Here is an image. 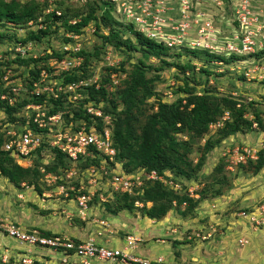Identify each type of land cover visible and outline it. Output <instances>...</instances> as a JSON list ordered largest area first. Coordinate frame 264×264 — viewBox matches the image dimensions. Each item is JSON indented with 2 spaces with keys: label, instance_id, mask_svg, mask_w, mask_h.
<instances>
[{
  "label": "trees",
  "instance_id": "obj_1",
  "mask_svg": "<svg viewBox=\"0 0 264 264\" xmlns=\"http://www.w3.org/2000/svg\"><path fill=\"white\" fill-rule=\"evenodd\" d=\"M76 2H56L55 7L61 11V14L57 15L54 11L44 12L47 7L45 1L0 0V26L11 23L17 27L26 28L25 36L18 43L15 42L16 46L20 44L25 47L33 42L41 41L44 36L58 28H63L65 32L72 34H81L82 27L89 25L92 21L95 35L100 39L93 54L102 55L110 46L127 54L130 51H138L139 58L131 64L130 68L124 67L125 62H121L119 67L105 66L98 85L88 83L82 91L81 100L78 104H74L68 99V92H58L57 97H46L45 94L31 92L33 81L37 80L43 66L46 67L47 59L55 58L57 62L66 56L61 48L62 44L59 45L57 51L52 49L49 54L46 53L37 58L32 57L29 53L30 49L17 51L14 59L16 62L25 66L30 63L33 65L27 72L26 87L22 84L17 94L8 87L0 86V94L6 95L5 98H0V112L5 113L6 120L12 125L20 121L19 127L28 126L35 133L42 130V138L40 144L29 155L31 165L22 166L16 162L11 151L2 148L6 137L0 131V179L1 176L6 178L16 188H21V184L26 183V185L33 186L38 194L63 182L67 190L69 186H74L75 190H70L69 196L75 197L78 192L86 191H78L81 183L79 176L75 178L72 176V181L67 183L65 173L71 168H75L78 175L91 166L98 167L104 164L111 169L119 164L120 170L124 172H136L141 169L145 172L154 170L166 180L170 179L167 175L169 172L174 180L178 178L185 184L186 181L198 179L199 171L206 174L202 169L206 163L207 153L219 145L222 140L235 133L264 129L262 111L253 105L249 107V104L254 101H243L232 93L221 95L216 87L207 86L204 92H196L200 82L196 73L204 76L206 84L207 78L211 75L204 65L206 62L223 65L229 70L231 64L234 65V62L239 61L251 65L255 59L261 58L258 63L263 64L264 48L247 54L234 53L229 50L214 51L188 44H178L176 46L179 48L175 49L167 45L164 39L157 40L145 35L132 20L118 19L119 14L116 10L115 14L111 8V5L115 6L111 0H85L81 5H78V1ZM104 2L109 5L103 6ZM224 17L228 19L226 15ZM72 19H76V22L71 23ZM230 20V25L239 26L236 19ZM40 24L43 26L40 27ZM103 28H106L107 32L103 31ZM2 36L0 34V40ZM65 41L69 42L70 39L66 37ZM83 48L81 47L76 54L82 57V66L85 67L91 54ZM184 52L201 65L196 67L195 63H191V58L185 62H181L180 58L176 60L166 58L171 54L178 58L180 53ZM150 57L157 58L159 63L157 65L147 63ZM9 64L8 60L0 61V78L7 69L4 67L1 69V67ZM172 67L175 73L180 75L181 82H178L181 85L177 87V96L168 102L163 99L165 96L157 92L155 85L161 79V71ZM83 69L79 68L77 72L71 71L70 73L64 71L59 74L62 76L63 83L77 81L89 76L88 71ZM245 69L246 66L241 72V78L247 80ZM148 72H152L151 75H147ZM112 73L116 74V83L112 81ZM121 74L123 77H120ZM214 74L218 76L217 73ZM250 80L264 84V79L251 78ZM110 86L113 88L110 89ZM29 103L43 104L47 115L60 113L62 129L72 131L85 126L86 129L93 127L102 132L103 129L108 128L110 142L115 150L113 161L107 163L106 155L90 145L87 148V151H90L89 154L79 156L75 162H72L63 151L49 145V136H43V133L51 132L49 128L54 130L55 126L38 127L32 120V111L25 108ZM86 103L99 108L102 112L101 116L88 113L85 109ZM225 112L228 118L221 120ZM103 115L108 116V121ZM216 122H221V125L213 127ZM211 128L215 129L214 134L209 133ZM204 136L206 138L203 143L199 144L198 142ZM196 145L197 150L195 151L198 152V157L194 162L190 154ZM256 155L255 159L247 158L246 162L234 164V169L240 168L244 173L257 174L264 169V148L259 147ZM226 163L228 161L222 157L208 174H202L204 181L202 180L203 185L198 190V198L190 197L186 187L174 189L158 180H147L141 188H135L134 193L116 192L108 200L109 202L104 204L112 214L122 210L137 209L142 215L157 220L166 216L170 210H175L182 217L193 216L201 201L220 197L231 189L233 178L229 177L225 169ZM44 172L55 175L56 181L47 185L43 181ZM96 196L90 202L91 204L97 203ZM112 200L113 203H110ZM136 200L140 202V205H134ZM148 202L149 205H147ZM74 217H77L78 221L83 224L86 223V220L81 221L82 219L80 220L77 215ZM9 220L16 225L20 224L13 219ZM27 228H36L45 236L63 235L39 227ZM72 239L75 242L79 241ZM43 263L38 259L34 261V264Z\"/></svg>",
  "mask_w": 264,
  "mask_h": 264
},
{
  "label": "rangeland",
  "instance_id": "obj_2",
  "mask_svg": "<svg viewBox=\"0 0 264 264\" xmlns=\"http://www.w3.org/2000/svg\"><path fill=\"white\" fill-rule=\"evenodd\" d=\"M25 1L27 0H24L22 2ZM153 1H154L153 2L154 6H151L150 2H147V4L145 5L142 4V7L140 5L142 9V17L144 21L149 23V25L153 26L154 23L156 27L161 28V31L164 30L163 31V35L165 36L164 40L168 42L166 43L167 45L173 46L172 48L178 49L179 46L176 45L180 43L190 45V43H194V41L192 40H196V41L206 40L210 42L214 48L220 50L224 46L225 49L226 46L230 47L231 43L235 45L236 44L235 42L238 39H240V35H241L240 29H238L237 26L233 27L232 25H230L231 23L230 19L233 18V14L238 15V17L240 16V13L236 12L237 11L236 8H237V4L241 3L240 2L241 0H204L202 2V5H196V6L193 5V7H195L193 9H191L189 4L186 5L184 3L187 0H153ZM188 2L190 3V0H188ZM82 3L83 2H79L78 5H81ZM106 3L107 2H104L102 5L108 6L109 4ZM250 5L253 6L255 10L257 6H259L262 9V11L258 14L259 16L258 24L261 25V29H260L262 31L261 35H264V22H263L264 1L256 2L257 6H254L253 2H251ZM111 8L115 14L116 12L119 14V16L117 15L118 19L127 20V18L120 13V9L118 7L116 9L115 6L111 5ZM197 13L204 14L201 18H199V19H203V21H205L204 17L207 16L209 25L213 27L211 31L203 30L202 33L204 34L199 35L198 29L201 28L200 27L201 25H199L201 24V21H199V23L198 22L195 23L194 21H192L193 18L197 15ZM225 15L228 17V19L224 17ZM184 17H188V20L190 21L181 24V22L185 21ZM90 22L91 23L89 25L82 27L81 34L77 35L78 40L76 41L80 44V47H84L83 49L87 50V52L91 54V56H89L90 58L87 64L84 65L85 67H83L82 64L80 67V70L84 68L89 73V76L88 77L86 76L84 80L88 81V83H91V81L93 83V81H95V85H98V81L101 79L102 74L105 71L104 69L105 66L119 67L121 62H125L124 67L130 68L131 64L138 60L140 53L138 51H133V52L130 51L127 54L121 50H117L113 47L108 46L105 53H103L102 55L99 53V55L96 56L95 54H93V50H95V47L99 45L100 39L95 35L93 22L92 21ZM134 23L136 24L138 22L134 21ZM40 25L41 27L43 26V24ZM136 25L138 26V24ZM103 31L107 32V29L103 28ZM0 32H1L0 34L3 35L2 40H0V61L8 60L10 63L7 66H2L1 69H3V67L7 69L9 68L8 69L9 73H12L11 76H8L10 81H14L15 83L21 85L23 84L26 87L27 84L25 83V81L28 77L27 72L29 71L30 67L33 64L30 63L28 66H25L23 64L20 65L18 62L14 60L15 57L17 56V51L14 50L16 47L15 42L18 43V41H20V39L25 36L26 28H20L14 26L11 23H7L6 26H0ZM63 33H65L64 29L58 28L56 31H52L48 33V35L44 36L41 41H38L36 43L33 42L30 45H25V47L22 45L24 48L21 47V51L30 49L29 53L32 54L33 58L43 56L46 53L49 54V52L52 49L57 51L60 44H63L64 42L66 43ZM171 53L174 52L171 51ZM168 56L169 57H166L168 60H176L180 58L179 60L181 62H185L187 59L191 58V56H188L187 53L185 52L180 53V56L178 58H175L176 56H174L173 54ZM262 58L264 59V52L262 53ZM54 59L55 58L47 59L48 61L46 67L43 66L44 67L43 69L47 73V76L43 77L44 81L50 80L51 82H57V80L59 81L62 78L61 74H59L61 71L57 67V63ZM260 59L261 58L255 59V62H259ZM190 60L191 63H195L196 67H199V65H201V63H199L194 58H191ZM147 63H152L157 65L159 61L157 58L150 57ZM233 64L234 65L232 64L230 65V70H229V68L227 69L223 65L209 64L206 62L204 65L207 69H209L211 75L207 78L208 82L206 84L204 76L201 75L200 73L199 74L196 73V75L200 80L196 92L197 93L204 92V89L207 86L216 87L217 92L220 93L221 95H231L232 93L234 94V96H236L237 98L243 101L252 100L254 102L251 101L252 103L249 104V107L253 105L254 107L259 108L262 111V118L264 121V84H260L258 82L250 80L252 77L248 74L245 75L247 77L246 78L247 80L241 78V72L242 70H244L245 66L246 68H251L252 65H248V64L246 65V63L244 62L241 63L240 61L237 63L234 62ZM195 71L197 72L196 69ZM175 72L176 71L173 67L162 70L160 74L161 79L157 81L155 85L157 92L160 95L165 96V98L163 97L162 98L166 99L168 102L169 100L172 101L174 97L177 96L176 94L177 87L181 85V83L178 82V81L181 82L180 75L176 74ZM151 73L152 72H148L147 75H151ZM214 73H217L218 76H216ZM219 73H221V75ZM120 77H123V75L121 74ZM79 80L82 79L80 78ZM114 81L116 82L115 79ZM45 83L46 82H44L43 84ZM87 85L88 84L81 85L77 89L80 97L72 100L74 104H78V102L81 100L83 95L82 91ZM111 88L113 87L110 86V89ZM108 119L109 118L105 120L108 121ZM19 122L20 121H17V123L15 124L13 123L12 125V123L6 120L5 113L0 112V131L3 132L4 134H6V131H17L18 127L20 126ZM209 133L214 134L215 129L211 128ZM206 136L201 138L198 143L199 144L203 143ZM261 143L264 144V129H257L256 131H247L244 133H235L233 135H230L229 137L222 140L220 144L217 145L214 149L209 151V153H207L206 163L202 170L204 171V173L208 174L222 157H224L227 161L230 162L231 158H229V155L231 153L230 152L231 149L234 146L242 145V144L248 146H254ZM195 150H197V145L190 154V158L194 162L198 157V152ZM44 161H46V157H44ZM229 162L226 163L225 169L228 172L229 177L233 178L231 189L220 197L207 200V202H204L206 200L201 201V203L197 206V208L203 209L205 212L203 213L202 211L200 212V214H198L197 213L198 210H196V213L193 215V217L197 219H203L204 217L208 219L207 230L201 229V228H205L204 223H202L201 225L202 227L198 228L197 230L190 228L191 226L190 223H193V220H191L192 216L181 217V215L174 210L175 215L178 216L180 215L179 216L180 218H178L179 220L177 221L172 220L171 221L172 225H168V227L172 226V229L176 230L174 232V236L170 238L166 236L164 237L162 236V237L163 239L172 242L169 243L171 247L170 251L175 258L179 259L178 257L182 250L183 252H185V254L188 255L191 254L190 257H186V260L190 258L188 262L199 263L202 261L196 260L195 257L205 258V255L216 254V257L213 258L214 261L212 260L205 261L206 264H227L225 260L226 252H231L234 255L236 253H240L241 248L247 247V238L244 236L246 241L243 244V246L238 247L239 248L238 250L236 251L231 250L229 248L230 246L229 244H228V248L226 249L225 246H223L224 243H221V241H219L218 239L223 237L221 240L223 239L234 240L236 235L235 233L231 234L229 232V237L227 238L226 234L225 235L219 234V232L221 229H225L227 225H232L233 227H235L237 221L241 222V220H243L242 218L238 217L236 214L239 211V209L244 207L246 204L248 203L249 205L254 204L253 202L251 203V201L259 196L258 192L261 191V189L264 187V169L258 172L257 174L244 173L240 168H238L237 170L234 169L233 163L229 167H227ZM113 169L114 171H120L121 168H119V164H117L115 167H113ZM202 174L203 172L199 171L197 175V177L199 176L198 179L195 180L192 179L190 181H186V183L184 184L180 182L178 178L174 180L172 178L171 173L167 172V175H169L168 178H170L167 181H171L172 183L178 184V186L181 188L186 187V191H189V189H193L192 190L193 194L196 195L195 198H198L199 197L198 190L203 185L202 180L204 181L203 178L204 176L202 177ZM77 176H79V178L82 177V175L79 174L77 175V173H75L74 178ZM66 179L68 180L67 183H70L72 181L71 178H66ZM61 184L64 186V188L66 187L65 183L61 182ZM87 185L88 186L86 188L88 189H92V188L102 189V190L106 189V185L104 183H97L93 185L87 184ZM2 186L3 185H0V193L2 194V195L0 194L1 195L0 210L3 211L1 213H5L7 209L10 208V210L13 209L16 212L15 215H23V218L25 219L26 222L31 220L33 221L39 220L42 225H45V227L48 220H52V219L53 220L51 222H54L55 224H59L60 226L68 225V221H70L71 219H73L72 225L74 224L80 225V222L78 221L79 219L77 217L72 216L71 218H67L64 216L63 213L60 212L62 208L68 207L71 208L72 210H75L76 207L72 200L69 201L67 199H64L63 196H61V194H58L59 190L58 188H56V186H53L50 190L42 191V192H48L49 194L53 191L52 198L51 199L46 198L45 201L41 200V194H38L34 190L33 186L26 185V183H22L20 186L21 188H16L12 183H8V182L5 183L4 186L5 188ZM113 200L110 203H113ZM106 202L91 204L89 209L90 218L95 217L98 219H103L106 222H110V226L112 222L110 220H107V217H110V219L111 218L113 219L122 218L123 220L128 219L134 223H136V221L139 220V223L140 222L144 223L143 225L140 226L141 228L145 227L147 223L151 225L156 222L155 220H157V219L148 218L146 215H142L141 213L138 212L137 209L132 211L122 210L116 214H112L107 210V206L106 204H104ZM203 214L205 216H203ZM63 216L68 221L64 219ZM178 216H176V218ZM146 217L148 218L147 220L145 219ZM90 218L86 219V223H88L87 225L89 227L90 226L95 227L97 223H92L90 221ZM144 219L145 221H142ZM109 227L105 226V228H107L105 229V232L107 234H110L111 231L109 230ZM168 227L163 226V228H161V232L159 233L165 234L166 231L169 230ZM61 228H59L58 230L61 231ZM49 229L52 230L53 227H49ZM126 230L129 231L130 229L126 228ZM62 231L65 230L62 229ZM88 231L89 230H87V232ZM102 231L103 230H101V232ZM208 232H210L212 235L209 237L210 239L209 238H207V240L202 239L201 238L202 235L204 236ZM130 234L134 235V233H130ZM219 235H224V236H219ZM122 236L119 235L114 237H122ZM193 237L194 239L192 240L191 238ZM141 238L144 239V237ZM96 239L98 242H100L99 237H97ZM198 239H202V241H197ZM148 241H151L150 243L157 245L156 247L167 246L166 245L167 243L161 244L151 239ZM211 241H213V244L211 243L209 244V242ZM122 242L125 244L124 239ZM137 245L138 247H141V242L139 241ZM36 250H39L40 252L44 253L46 256L45 259L51 258L55 260L56 257L58 256V255H50L52 251L50 249H48L49 254H47V250H40L38 248H34V251ZM176 252L178 253L176 254ZM133 253L136 254L137 252L133 250ZM222 256L225 258L224 260H222Z\"/></svg>",
  "mask_w": 264,
  "mask_h": 264
},
{
  "label": "built area",
  "instance_id": "obj_3",
  "mask_svg": "<svg viewBox=\"0 0 264 264\" xmlns=\"http://www.w3.org/2000/svg\"><path fill=\"white\" fill-rule=\"evenodd\" d=\"M24 1V0H21ZM45 1L47 7L45 13L54 11L57 15L61 14V11L55 7L56 2L68 1V2H84L85 0H39ZM194 1V4H193ZM204 0H190V3L185 1L186 5H190L191 9L193 5H202ZM264 0H241V3L237 4V13H240V16L233 14V19L238 21V29H240V39H238L233 45L226 46V49L230 51H236L234 53H252L259 49L264 48V35L262 34L261 25L258 24L259 16L258 14L262 9L256 5V2ZM111 2L120 9V13L129 20L133 22L137 21L140 30L145 33V35L150 38L157 40L165 39L163 31L161 28L156 27L153 23V26L149 25L148 22L144 21L142 17V4H147L150 2L151 6H154L153 0H111ZM251 2L254 3L256 10L251 6ZM141 5V7H140ZM241 7V8H240ZM195 8V7H194ZM158 13V12H157ZM203 13H197L192 21L195 23L201 21V25L198 29L199 35H202L205 31H211L212 26L208 23L207 16L203 19H199L203 16ZM185 21L181 22L184 24L190 20L188 17H184ZM164 21V20H162ZM71 23H75L76 19L70 20ZM264 22V21H263ZM31 23L30 21L28 22ZM41 27V25H39ZM160 26V25H159ZM78 34H72L70 32L63 33V36L69 38V42H64L61 45L63 51H65L66 56L58 60L57 67L61 72L78 71L82 64V57L76 54L77 51L81 49L80 44L76 41L78 40ZM202 38V37H200ZM194 43H190L191 46L195 47H204L211 50H217L213 45L208 41H196L192 40ZM166 43H168L165 40ZM181 44V43H180ZM22 45L18 44L15 47V51H21ZM24 48V47H23ZM225 46L218 50H226ZM22 52V51H21ZM251 68H246L245 75H250L252 78L264 79V63L259 64L258 62H252ZM9 69V68H8ZM6 69L3 76L0 78V86L4 88H10L14 93L17 94L21 90V84H17L14 81H10L8 76H11L12 73H9V70ZM248 70V71H247ZM47 73L44 69H41L39 77L36 81H33L32 93L35 94H45L46 97L53 96L57 97L58 92H68V99L73 100L80 97L77 89L81 85L88 84V81L82 79L77 81H71L63 83L62 79L57 80V82H51L50 80L44 81L43 77H46ZM113 83H116L115 73L111 74ZM45 84H43L44 82ZM92 83V81H91ZM95 83V81H93ZM54 86V87H53ZM97 86V85H96ZM5 94H0V98H5ZM27 110L32 111L33 113V122L38 125V127L45 128L46 126H55V129L51 132L46 131L43 133V136H49V145L60 149L63 151L68 159L72 162H75L79 156H86L90 153L87 151L88 146L93 145L99 152L103 155H106L107 163L108 161H113V156L115 153L114 148L110 142V132L107 128L103 129L102 132L95 130L93 127L86 129L85 126H80L77 130L62 129V121L60 113L47 115L45 106L41 103H29L25 107ZM85 109L88 113L94 116H101L102 112L99 108H94L91 104H87ZM27 114H29L27 112ZM104 119H107V115H103ZM228 118L227 112L224 113L221 120ZM221 125V122H216L213 127ZM256 125V123H253ZM6 140L2 144L4 150L11 151V154L14 155V158L18 163L29 165L31 160L29 155L32 150H34L41 142L42 130L35 133L28 126L19 127L17 131H6L5 134ZM259 147L264 148V144H258L254 146L248 145H237L231 149L229 155L230 162L227 165L229 167L232 163L237 164L239 162H246L247 158L255 159L257 157L256 153ZM92 155V153H91ZM43 172V168L40 169ZM113 170V172H112ZM76 173L74 168H71L68 172L65 173L67 178H71ZM86 173V174H85ZM85 174V176H84ZM79 175L81 177V183L79 185L80 190H85L86 192H78L75 197L69 196L70 190H75L74 186H69L67 188L62 184H57L58 194H61L64 199L72 200L75 204L76 209L72 210L71 208H62L61 213L65 217L71 218L72 216L77 215L80 219L86 220L90 218L89 209L91 206V201L95 195H97V203H103L112 198L113 194L116 192H127L134 193L135 188H141L147 180H158L160 182L170 185L174 189H178V184L167 181L161 175H158L154 170L145 172L139 170L136 172H124L114 171L113 168H109L104 164H101L98 167H88L83 170ZM43 181L49 185L56 181V176L44 172ZM104 183L106 189H88L86 188L89 185ZM193 189L187 191L190 197H196L193 194ZM53 191L49 194L48 192L41 193V200L45 201L46 198H52ZM134 205H140V202L137 200L134 202ZM149 205V202L147 203ZM238 217L242 218L250 227L254 230L264 229V192L261 194L260 198L251 207H242L236 214ZM90 221L97 223L102 227H107L108 223L103 219H98L91 217ZM0 234L5 237L11 238L17 245V251L12 253L7 252V247H0V264H34V261L38 259L43 261V264H95V262H106L112 263L117 262L120 264H195L192 262L185 263H176L170 260L165 259L162 255H157L155 257H146L139 254L133 253V250L137 247V243L141 239L132 234H126L124 236V247L108 246L102 244L96 240L95 237L89 236L85 239L76 241L72 237L63 234L55 236H45L36 228H27L22 225H16L13 221L7 219L6 217L0 216ZM103 233L101 231H96V235L100 236ZM198 235V234H197ZM211 235L210 232L206 235H202V239L209 238ZM246 239L243 237L237 238V243L243 245ZM34 248L40 250H52V252L59 254V257L55 260L51 258L45 259V254L39 250L34 251ZM36 255H39L38 257ZM261 264H264L261 263Z\"/></svg>",
  "mask_w": 264,
  "mask_h": 264
},
{
  "label": "crops",
  "instance_id": "obj_4",
  "mask_svg": "<svg viewBox=\"0 0 264 264\" xmlns=\"http://www.w3.org/2000/svg\"><path fill=\"white\" fill-rule=\"evenodd\" d=\"M8 180L4 177L1 178L0 180V185H3L2 187L5 186V183H7ZM9 183V182H8ZM5 188V187H4ZM264 192V187L261 189V191H259V196L255 199H253L251 201V203L253 202L254 204L257 202V199H259V197L261 196V194H263ZM1 194V193H0ZM2 195V194H1ZM0 195V198H1ZM5 197V195H4ZM5 201V200H4ZM204 202H207L204 201ZM5 203V202H4ZM249 205L246 204L245 206ZM253 205V204H251ZM5 207V206H4ZM203 213L205 212L203 209L198 208L197 213L200 214V212ZM3 211L0 210V216L1 217H8L10 216L9 219H13L14 221H16L17 223H20V225H23L24 227H39V228H44L47 230H50L49 227H53L52 232L55 233H61V234H66L71 236L72 238L81 240V239H85L89 236H93L95 238L99 237L100 239V243L102 242V244L105 245H109V246H116V247H124V243L123 241V237L126 234H130V233H134L135 236L139 237H144V239H142L141 237H139L141 239V247H137L134 249L135 252H137L136 254L142 255V256H146V257H155L157 255H162L165 259L173 261V262H178V263H185L188 262V260H186V257H190L191 254H185V252H183L181 250L180 254H179V259L175 258L171 251H170V244L172 243L168 240L163 239L164 236L170 238L172 236H174V232L176 231L175 229H172V226L168 227V225H172L171 221L172 220H179L178 218H180L178 215L174 214L173 210H170L166 216H164L163 218L159 219V220H155L156 222L149 225V223L146 224L145 227L141 228L140 226L143 225V222L139 223V220L136 221V223L131 222L128 219L123 220L122 218L116 219V218H111L107 217V220H110L111 226H110V222L108 223L110 234H107L105 232V227H102L98 224L95 225V227L93 226H88V223L83 224L82 222H80L79 224H73L71 219L70 221H68L64 216V219H66L68 221V225L64 226V225H59V224H55L54 222H51L52 220H48V222L46 223V227L45 225H42L40 223L39 220L36 221H28L26 222L25 219L23 218V215H15L16 212L10 208L7 209V211L5 213H1ZM176 216H178L176 218ZM203 216H205L203 214ZM182 217V216H181ZM193 217V216H192ZM191 220H193V223H190L191 226L190 228H193L194 230H197L198 228L202 227V223L205 224V228H201V229H205L207 230V224H208V219L206 217H204L203 219H197L195 217L192 218ZM146 220L148 219L147 217L145 218ZM142 220V221H145ZM81 220V219H80ZM84 221V220H81ZM244 220L237 221L235 227H233L232 225H227L225 227V229H221L219 234H226L227 238L229 237V232L231 234L235 233L236 237H243L244 236L247 238V247L241 248L240 249V253H236V254H232L231 252H226V259L222 256V260H226L227 264H261L264 262V229H258V230H254L252 227H250L246 222V224L244 223ZM93 223V221H92ZM134 223V225H133ZM93 225V224H91ZM163 226L168 227V231H166L165 234H160L159 232H161V228H163ZM62 227V228H61ZM92 227V228H91ZM61 228V231H59L58 229ZM125 228V229H124ZM126 228H129L130 230L127 231ZM65 230V231H62ZM91 229V230H90ZM199 229V230H201ZM87 230H89L87 232ZM102 231V235L97 236L95 231ZM204 230V231H205ZM231 230V231H230ZM227 232V233H225ZM156 234V235H155ZM119 235H123L122 237H114V236H119ZM133 235V234H132ZM158 235V236H157ZM224 235H219V236H224ZM163 236V237H162ZM162 237V238H161ZM235 237V239H230V240H221L223 237H221L220 239H218L219 241H221V243H224L223 246H225V248H228V244L230 245L229 248L233 251L238 250L239 246H243V245H239L237 243V238ZM121 238V239H119ZM153 240L156 241L157 243H167L166 247H156L157 245H154L153 243H150L151 241L148 240ZM192 240L194 239L191 238ZM210 239V238H209ZM208 239V240H209ZM214 239V238H213ZM97 240V239H96ZM207 240V238L205 239ZM216 240V241H218ZM197 241H202V239H198ZM231 242V243H229ZM213 244V241L209 242V244ZM152 244V245H150ZM232 244V245H231ZM0 247H7L9 253H12L13 251H17L18 245L11 239H9L8 237H5L4 235L0 234ZM138 248V249H137ZM246 248V249H245ZM247 250V251H246ZM249 250V251H248ZM251 251V252H250ZM47 254H49V252L47 251ZM50 255H58L56 257V259L59 257V254L54 253L51 251ZM216 257V254H210V255H205L204 257H195L196 260L202 261L199 263H195V264H206L205 261H214L213 258ZM221 260V261H222ZM95 264H120L117 262H112V263H106V262H95Z\"/></svg>",
  "mask_w": 264,
  "mask_h": 264
},
{
  "label": "clouds",
  "instance_id": "obj_5",
  "mask_svg": "<svg viewBox=\"0 0 264 264\" xmlns=\"http://www.w3.org/2000/svg\"><path fill=\"white\" fill-rule=\"evenodd\" d=\"M16 160V159H15ZM17 162V161H16ZM18 163V162H17ZM19 165H22V166H30L31 165V163L29 164V165H25V164H22V163H18ZM260 198V197H259ZM257 201H258V199H257ZM256 204V203H255ZM254 205V204H253ZM253 205H247V206H244V207H251V206H253Z\"/></svg>",
  "mask_w": 264,
  "mask_h": 264
}]
</instances>
